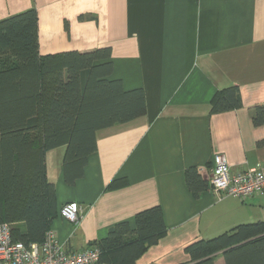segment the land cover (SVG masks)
Listing matches in <instances>:
<instances>
[{
  "label": "crops",
  "instance_id": "crops-1",
  "mask_svg": "<svg viewBox=\"0 0 264 264\" xmlns=\"http://www.w3.org/2000/svg\"><path fill=\"white\" fill-rule=\"evenodd\" d=\"M31 8L41 55L109 47L110 79L141 89L146 104L142 117L96 132L73 185L63 176L65 147L47 151L56 208L74 202L80 212L76 225L51 223L65 248H90L159 207L166 233L136 264H179L190 243L264 221V196L218 200L208 188L217 156L231 174L264 169V121L253 123L255 107L264 113V0H0V20ZM233 86L241 106L210 114L215 93ZM191 167L207 182L198 197L185 182Z\"/></svg>",
  "mask_w": 264,
  "mask_h": 264
},
{
  "label": "trees",
  "instance_id": "trees-1",
  "mask_svg": "<svg viewBox=\"0 0 264 264\" xmlns=\"http://www.w3.org/2000/svg\"><path fill=\"white\" fill-rule=\"evenodd\" d=\"M37 29L34 8L0 20V225L7 224L12 241L24 245L41 243L60 216L46 174L47 151L65 147L63 176L73 185L96 151L98 130L146 113L141 89L126 91L110 79L109 47L41 55ZM240 106L238 88L229 87L215 93L210 114ZM263 121L262 108L255 107L253 123ZM185 182L194 197L207 188L193 167L186 169ZM165 233L161 209L152 207L135 215L133 228L118 223L90 248L98 250L101 264H136ZM184 252L188 261L179 264H214L218 256L222 264H264V221L194 241Z\"/></svg>",
  "mask_w": 264,
  "mask_h": 264
},
{
  "label": "built area",
  "instance_id": "built-area-1",
  "mask_svg": "<svg viewBox=\"0 0 264 264\" xmlns=\"http://www.w3.org/2000/svg\"><path fill=\"white\" fill-rule=\"evenodd\" d=\"M208 188L218 200L233 197L246 200L254 196H264V169L249 168L231 174L226 159L217 156L214 159ZM60 216L70 224H78L79 207L76 203L64 204ZM0 264H101L99 252L94 248L71 251L57 240L53 230H48L41 243L24 245L11 239L7 224L0 225Z\"/></svg>",
  "mask_w": 264,
  "mask_h": 264
},
{
  "label": "rangeland",
  "instance_id": "rangeland-1",
  "mask_svg": "<svg viewBox=\"0 0 264 264\" xmlns=\"http://www.w3.org/2000/svg\"><path fill=\"white\" fill-rule=\"evenodd\" d=\"M222 258L220 256H218L215 260H214V264H222Z\"/></svg>",
  "mask_w": 264,
  "mask_h": 264
}]
</instances>
